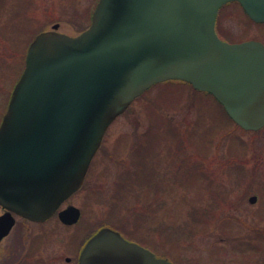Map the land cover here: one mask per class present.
I'll use <instances>...</instances> for the list:
<instances>
[{"label": "rangeland", "instance_id": "rangeland-1", "mask_svg": "<svg viewBox=\"0 0 264 264\" xmlns=\"http://www.w3.org/2000/svg\"><path fill=\"white\" fill-rule=\"evenodd\" d=\"M96 1L0 0V119L30 41L43 30L78 34ZM217 18L222 39L264 43V24L236 2ZM221 107L183 82L151 86L109 125L82 185L61 204L79 208V221L16 217L0 257L25 245L39 264H64L74 232L84 239L108 225L175 264H253L249 240L264 230V127L245 130Z\"/></svg>", "mask_w": 264, "mask_h": 264}, {"label": "water", "instance_id": "water-1", "mask_svg": "<svg viewBox=\"0 0 264 264\" xmlns=\"http://www.w3.org/2000/svg\"><path fill=\"white\" fill-rule=\"evenodd\" d=\"M232 1L264 23V0H97L80 33L33 38L0 121V239L12 213L45 220L76 191L108 126L156 83L187 82L243 129L264 126V43L215 31L219 8ZM79 214L68 205L58 218L71 224ZM78 264L173 263L104 226Z\"/></svg>", "mask_w": 264, "mask_h": 264}, {"label": "flooded vegetation", "instance_id": "flooded-vegetation-1", "mask_svg": "<svg viewBox=\"0 0 264 264\" xmlns=\"http://www.w3.org/2000/svg\"><path fill=\"white\" fill-rule=\"evenodd\" d=\"M55 214L57 215V213H54L53 215H55ZM80 216H81V212H80ZM16 217H20L22 219L29 220V219H26L22 216L14 214V223H13L12 227L10 228L9 232L0 239V242L3 241L5 238H7L8 235L10 234V231L12 230L13 226L16 223ZM35 222H41V221H35ZM72 224H74V223H72ZM63 225H68V224L63 223ZM256 231L260 235L257 237L256 236L250 237V240H249V242L255 243L254 245H252L250 247V250L252 251L251 254H253V256H254L253 264H264V230L263 229H256ZM74 233L75 234L73 235V237L71 236V239H70L71 242L69 244V247L67 248L72 252L73 255L72 256H65L64 258H62L64 264H78L79 255H80L81 250L83 249L87 240L92 236L93 233H95V231L91 234L87 233L84 239L83 238L81 239V235H80L82 233L84 234V231L82 233H78V232L77 233L74 232ZM79 237H80L81 241H79ZM262 237H263V241H260L259 239H261ZM29 247H27L25 245L24 246L21 245L19 248L16 247V249H20L23 251H17L16 250L10 254L3 255L2 257H0V264H39L40 259H38V258H36L34 260L31 259L32 252L27 250V249H29ZM49 259L52 260L53 258H49Z\"/></svg>", "mask_w": 264, "mask_h": 264}, {"label": "trees", "instance_id": "trees-1", "mask_svg": "<svg viewBox=\"0 0 264 264\" xmlns=\"http://www.w3.org/2000/svg\"><path fill=\"white\" fill-rule=\"evenodd\" d=\"M217 21H218V18H217ZM216 21V32H217V34L219 35L220 33H219V31L217 30V22ZM260 24H264V23H260ZM221 35V34H220ZM219 35V36H220ZM170 81H174V80H170ZM165 82H167V81H165ZM179 82H182V81H179ZM184 83V82H183ZM187 84V83H186ZM188 85V84H187ZM206 94H208V93H206ZM177 103V102H176ZM222 108V107H221ZM223 109V108H222ZM222 111V110H221ZM223 113H224V110L222 111ZM225 115V114H224ZM226 116V115H225ZM227 118H229V116H227ZM230 119V118H229ZM144 140H147V142H149L150 140H152L151 139V136L148 134V136H146L145 138H144ZM139 150H141L142 148L139 146V147H137ZM138 149H136V152H138ZM114 228V227H113ZM115 229H117V228H115ZM118 231L120 232V230L118 229ZM162 256H164V255H162ZM166 257V256H165ZM173 262V261H172ZM174 263V262H173ZM175 264V263H174Z\"/></svg>", "mask_w": 264, "mask_h": 264}]
</instances>
